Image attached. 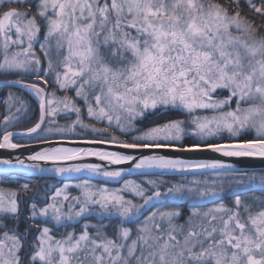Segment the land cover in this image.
<instances>
[{"label": "snow or ice", "instance_id": "snow-or-ice-1", "mask_svg": "<svg viewBox=\"0 0 264 264\" xmlns=\"http://www.w3.org/2000/svg\"><path fill=\"white\" fill-rule=\"evenodd\" d=\"M242 3L264 18V0L259 6L254 0H229L227 4L217 0H0L4 9L0 12L4 53L0 72L34 78L30 83L5 81L3 86L26 89L39 102V120L24 134L52 132L42 126L46 120L53 123L61 111L74 114L75 120L57 127V132L93 127L104 136L115 119V127L128 134L145 112L166 110L187 114L190 119H171L134 136L132 142L112 134L90 143H112L125 149L177 147L174 142L191 134L198 142L180 144L178 150L264 158V36L259 34L264 24L242 15ZM42 29L43 42L39 39ZM34 43L39 44L43 59L36 54ZM11 46L19 50L9 56ZM41 83L65 92L73 89L75 98L57 97ZM218 91L228 95L216 99ZM14 99L20 98L9 93V109ZM77 99L83 101L88 118L107 121L106 127L84 124V109ZM20 105L16 111H26L22 100ZM202 111L216 114L197 115ZM17 119L15 114L4 117L6 125ZM246 131L255 134L241 140ZM225 132L226 143L213 142L212 138ZM14 135L5 128L0 148L20 147L12 142ZM82 154L115 165L135 161L129 172L211 170L213 178L210 182H178L165 191H161L162 182L155 180H148L147 188L126 180L115 190L97 188L84 180L74 186L79 196L70 197L66 192L70 185L64 184L46 200L42 198V204L31 203L27 215L21 213L17 192L7 193V198L0 192V264H264V176L257 183L255 174L220 160L188 162L155 155L137 160L115 151L63 147L45 149L29 159L55 165L77 160ZM17 163L38 167L25 165L23 160ZM0 164L11 166V161L0 160ZM39 170L122 178V170L108 171L92 164ZM21 190L29 192L30 185H21ZM257 190L259 197L247 196ZM124 191L142 203L125 199ZM225 199H231L232 207L223 203ZM183 201L191 202V212L186 224H178ZM206 203L215 206L199 211ZM169 204L174 207L166 208ZM92 214L99 222L84 223L77 235L75 225ZM112 218L118 219L115 239L107 234L109 224L103 223ZM125 224L135 225V239H131L133 228ZM56 227H72L73 231L57 239L52 234Z\"/></svg>", "mask_w": 264, "mask_h": 264}, {"label": "trees", "instance_id": "trees-1", "mask_svg": "<svg viewBox=\"0 0 264 264\" xmlns=\"http://www.w3.org/2000/svg\"><path fill=\"white\" fill-rule=\"evenodd\" d=\"M217 2L222 3V4H227L229 2V0H217ZM255 3H257V5L259 6L260 4V0H254ZM242 8H243V12L242 15L247 16L249 20H255L257 25L260 24H264V18L260 17L258 14L253 13L252 11H250L246 6L243 5L242 3ZM23 7V6H21ZM33 11H35L33 9ZM261 36H264V31H261L259 33ZM44 35V29L41 30L40 33V38H43ZM43 40H41L42 42ZM36 52L38 54H40L43 58V54L40 52L39 49V44L36 45ZM3 79L6 80H15V79H23L24 81L27 82H33V77H29V76H20L17 74H9L7 77H4ZM40 86L45 87L46 91L51 93L52 92V85H44V84H40ZM13 91L15 93H17L19 96V98L21 97L22 99H25L29 105L28 107V113L25 116V118L20 121V123H18L15 126V129L18 130H22V131H26L29 127H32L38 120H39V105L37 104V102H35L31 97L30 94L22 91V90H17V89H9V88H3L0 89V139H2L5 128H8V125L5 124L4 121V117L5 114L8 110L7 108V100H8V95L9 93ZM64 95L67 94L70 97L75 98V91L72 89L67 90L66 92L63 91L62 92ZM219 96L221 98H225L228 93L227 91H221L218 92ZM76 103L82 108L84 109L82 111V119L84 122L86 123H91L92 126H94L95 129H103L104 127H106L105 124H99V123H94L91 120L88 119L87 116V112L86 109L84 108V104L83 101L77 99ZM234 103V102H233ZM54 122L53 123H49L47 122V128H52L53 131H55V129L57 127H65L67 125H70V123H72L73 120H75V115H70V116H66V115H59V116H55L54 118ZM171 119H183V120H188L189 117L187 116V114H181L179 112L176 111H166V110H159V111H150V112H145V114L143 115V117L138 118L134 125L137 127V133L139 132H145L153 127H156L158 125H162L164 123H167L169 120ZM78 128H76L75 131H67L65 130L64 132H57L58 135H60V137L57 138H48V139H78V140H96V139H108V137H110L112 134H115L116 136H118L121 140H126L128 142H132V138L137 135L136 133H131V134H122L121 132H119L118 130L112 128L109 130L108 133L104 134V136H101V134L97 131L92 130H86L85 128H82L80 126H77ZM190 127V126H189ZM10 130V129H9ZM43 135V133L34 139H17L15 142L18 144H28V143H33V142H39V141H44V140H48L46 139H40V137ZM252 136H254V134H246L245 136L241 137V140H246V139H251ZM219 140L222 143H226L228 140V137H224V138H220V139H216ZM198 142V137L193 136L191 134H187L185 135L183 141L181 144L188 146V145H192L194 143ZM215 142V141H213ZM255 174L257 177V183L259 182V177L264 176V171L262 172H255V173H248V175H252ZM213 176L212 175H200V176H158V175H136L130 178L125 179L120 185H114L113 183H109V182H103V181H90L93 184H97V185H101V186H119L117 189H120L123 185L124 182L126 180L128 181H134L137 184H141L144 187H149L147 185V180L149 179H153L156 180L158 183L162 182V186H161V191H165L167 187L171 186L172 184L178 183V182H184V181H192V180H208V179H212ZM84 180H82L81 182H83ZM89 181V180H88ZM209 181V180H208ZM70 182H75V181H70ZM70 182H66V181H61V180H53V179H38V178H26V177H22V176H16V175H12V176H7V177H0V188L1 189H6V190H11V191H15L18 194L19 197V202L21 205V213L23 215H27L28 213V207L31 203L36 202L38 204H42V202L40 201L42 196H45L46 198H48L49 195H51L52 193L55 192V189L57 187H59L60 185L62 186L65 183H70ZM210 182V181H209ZM28 183L30 185V191L29 192H24L21 190V185ZM49 184H55V187L53 188V190L51 192H49L48 194H46L47 189L49 188ZM79 194V193H78ZM150 194V193H149ZM261 195L260 191H254V192H249L247 193V196L250 198L252 196H256L259 197ZM126 197H131L130 195L126 194ZM139 203H142V200L140 199V201H137ZM221 203V201H217L216 202ZM224 204H226L228 207H232V201L231 199H225L223 201ZM215 205H213L212 203H206L202 206L199 207V211L204 212L209 208L214 207ZM166 208H171L174 207V205H165ZM179 207L181 208V212L182 215L180 216V218H178V220L176 221V223L178 224H186V221L188 219V216L190 215L191 212V203L189 201H183L180 203ZM145 215H147V213H145ZM92 220H83L81 222H79L78 224L75 225V232L77 234L80 233L81 230V226ZM93 222V221H92ZM96 223L99 222V220H95ZM103 223L105 224H109V227L106 229L107 234L109 237L115 239V231H116V227L118 224V219L117 218H112L111 221L109 220H105L103 221ZM49 227H52V224L48 225ZM125 227H130V228H134V225L132 224H125ZM24 228V224L21 223L20 225V230L23 231ZM69 231H73L72 227H69L67 229L62 228V227H56L53 228V235L55 237H61V234H65L66 232ZM90 233L91 232H95V229H89ZM33 235H36V233H34Z\"/></svg>", "mask_w": 264, "mask_h": 264}, {"label": "water", "instance_id": "water-1", "mask_svg": "<svg viewBox=\"0 0 264 264\" xmlns=\"http://www.w3.org/2000/svg\"><path fill=\"white\" fill-rule=\"evenodd\" d=\"M8 80H0V88H14L19 90L28 91L26 89H21L20 87H4L3 84ZM47 122V120H46ZM45 124L42 126L44 129ZM42 131L39 132V134ZM15 135L12 140L15 138H33L37 136V134H32L31 136L25 135L26 132H13ZM38 134V135H39ZM93 140H50L39 143L21 145L18 148H0V160H9L11 161V166L0 164V177L7 176H22L26 178H38L42 179H56V180H77L82 178L88 179H96L95 176H78L73 177L69 174H56L54 172H41L39 169H52L53 167L63 166V167H71L79 164H92L98 165L101 169L108 171L122 170V179L129 178L136 175H158V176H198V175H206L211 174V170L206 172H201L200 170H189L186 173L180 172H171L164 171L161 174L162 170L159 169H142V170H133L129 172L128 170L133 167V162L124 163L120 165L110 164L106 160H101L96 156H86L81 155V157L77 160H68L61 161L57 164H53L51 161H32L29 159L30 156L34 155L37 152L43 151L45 149H50L54 147H63V148H73V149H83L85 151H109V152H119L124 155H132L137 158V160L141 157L145 156H164L169 159H180L188 162H205L212 160H220L226 163L233 164L236 168L242 169L246 172L252 171H264V158L258 157H224L219 153H214L210 150H192V151H180L177 147H161V148H139V149H125L118 147L112 143H90ZM13 142V141H12ZM17 160H23L25 165H36L38 167H22L17 163ZM102 179V178H101Z\"/></svg>", "mask_w": 264, "mask_h": 264}, {"label": "rangeland", "instance_id": "rangeland-1", "mask_svg": "<svg viewBox=\"0 0 264 264\" xmlns=\"http://www.w3.org/2000/svg\"><path fill=\"white\" fill-rule=\"evenodd\" d=\"M4 9L3 8H0V12H2ZM12 38L13 39H15L16 37H15V35L13 34V36H12ZM39 39H40V41L41 40H43V38H40V35H39ZM43 42V41H42ZM36 45L37 44H35L34 43V48L36 49ZM19 49L18 48H16L15 46H11L10 48H9V50H8V54H9V56H11V54L13 53V52H15V51H18ZM36 54L37 55H39V56H41L40 54H38L37 52H36ZM3 55H4V53H3V49H2V46H0V62H2L3 61ZM51 55H52V57H53V60L55 61L56 59H57V57H56V54H55V51L53 50L52 51V53H51ZM41 59H43L42 58V56H41ZM46 66V65H45ZM9 74H11V73H8V74H5V73H2V72H0V78H4V77H7ZM73 90V89H72ZM52 92H55V94H56V96L57 97H62V96H64V94L62 93L63 92V90H59L58 88H57V86H55V85H52ZM218 92H221V91H218ZM1 93V92H0ZM10 93H12V94H14V97H18L19 95L17 94V93H15V92H13V91H11ZM29 94H30V97L35 101V102H37V104L39 105V102H38V98H36L35 97V95L34 94H32L31 92H29ZM75 94V93H74ZM65 95H67V94H65ZM219 96V94L217 93V94H215L214 95V98H216V99H223V98H221V97H218ZM8 97H9V95H8ZM23 101L24 102V108L26 109V111H21V112H17L16 111V109L18 108V107H20L21 105H20V101ZM256 103H259V101H256ZM248 105L247 104H244V105H242V107H247ZM28 107H29V105H28V103H27V101L25 100V99H22L21 97H20V99L19 100H13L12 101V107H11V109H9V102H8V100H7V108H8V110H7V112H6V114H5V116L6 115H10V114H15L17 117H18V119L17 120H12V121H10L7 125H8V128H7V130L8 129H11V128H13V127H15L18 123H20V121H22L24 118H25V116L27 115V113H28ZM231 107L232 108H235V103H232V105H231ZM225 111H227V110H229L228 108H226V109H224ZM151 111V110H150ZM150 111H148V112H150ZM152 112V111H151ZM66 115V116H70V115H73V114H66V113H64V112H59L57 115H56V117L57 116H59V115ZM214 114H216V113H213V112H211V111H207V112H198L197 113V115H201V116H204V115H207V116H212V115H214ZM140 118V117H139ZM89 120H91L92 122H94V123H99V124H105V125H107V121H104V122H97V121H94V120H92V119H90V118H88ZM138 119V118H137ZM189 119H190V117H189ZM48 122V121H47ZM84 122V121H83ZM122 122H123V120H122ZM69 124H71L70 122H69ZM84 124H87V125H92L91 123L89 124V123H86V122H84ZM76 128H78V127H76ZM76 128H75V130H76ZM83 128V127H82ZM112 128H114V129H116V130H118L116 127H115V119L113 120V127ZM86 130H92L93 129V127H88V128H85ZM134 129L135 130H133V131H131L130 133H128V134H131V133H136L137 135H135V136H139V135H142L144 132H139V133H137V127L134 125ZM74 130V131H75ZM119 131V130H118ZM148 131V130H147ZM71 132V131H70ZM120 132V131H119ZM146 132V131H145ZM247 132V131H246ZM253 132V134H255L254 133V131H252ZM125 135H127V134H125ZM246 135V133L243 135V136H245ZM243 136H241V137H243ZM43 137H46L47 139L50 137V138H57V137H60V135H58V133L57 132H55V131H52V132H47V131H44V133H43V135L40 137V139H42ZM224 137H228V133L227 132H225V133H223V136L222 137H219V138H212L213 139V141H215L216 139H220V138H224ZM240 137V138H241ZM183 141V140H182ZM182 141H179V142H174L176 145H180L181 143H182ZM119 180V181H118ZM149 180H153V179H149ZM209 181H211L212 179H208ZM112 181H114L115 183H114V185H120L124 180H121V178H117V179H112ZM116 181H118V182H116ZM148 181V180H147ZM156 181V180H155ZM202 181V180H201ZM90 182V181H89ZM134 182V181H133ZM79 183H82V182H76V183H74V182H70V183H65V184H69L70 185V187L66 190V192H67V194L71 197V196H79L80 195V190L79 189H77L76 187H74L76 184H79ZM91 183V182H90ZM136 183V182H135ZM94 187H97V188H99V187H106V188H108L109 190H115V189H117L119 186H110V187H107V186H101V185H97V184H93V183H91ZM64 185V184H63ZM63 185L61 186H59V187H63ZM124 186V185H123ZM122 186V187H123ZM55 187V184H49V188L47 189V191H46V194H48L49 192H51L52 190H53V188ZM121 187V188H122ZM120 188V189H121ZM0 192H2L3 194H5V196H6V198H7V193H10V192H13V191H11V190H6V189H1L0 188ZM79 193V194H78ZM126 194H128V195H130L131 197H126ZM121 195H123L124 197H125V199H131V200H133V202L134 203H138L137 201H140V198L139 197H135L134 196V194L133 193H131L130 191H124V192H122L121 193ZM42 198L44 199V200H46L47 198L45 197V196H42L41 197V199H40V201L43 203V200H42ZM17 200H18V203H19V206H20V210L22 209L21 208V205H20V202H19V197H18V195H17ZM70 201H67V202H65V210H67V203H69ZM190 202V201H189ZM250 202V201H249ZM191 203V202H190ZM180 218V217H179ZM141 219H143V217H141ZM197 219H199V218H197ZM84 219H81L79 222H81V221H83ZM89 220H92V221H89V222H87V223H90V224H97L96 222H95V220H99V218L95 215V214H92L90 217H89ZM78 224V223H77ZM91 233H93V232H91ZM77 234V233H76ZM77 235H79V234H77ZM135 237H136V232H135V225H134V228H133V232H132V237H131V239H135ZM57 239H60L61 237H56ZM131 239L129 240V241H127V243H131Z\"/></svg>", "mask_w": 264, "mask_h": 264}, {"label": "bare ground", "instance_id": "bare-ground-1", "mask_svg": "<svg viewBox=\"0 0 264 264\" xmlns=\"http://www.w3.org/2000/svg\"><path fill=\"white\" fill-rule=\"evenodd\" d=\"M41 135V133H40ZM250 173H255V172H250ZM83 175H88V176H97L96 174L93 173H89V172H83V173H74V175H72L73 177H78V176H83ZM114 180V179H113Z\"/></svg>", "mask_w": 264, "mask_h": 264}]
</instances>
